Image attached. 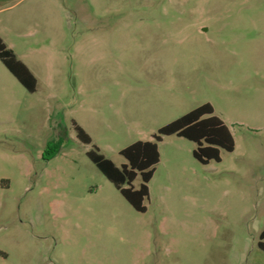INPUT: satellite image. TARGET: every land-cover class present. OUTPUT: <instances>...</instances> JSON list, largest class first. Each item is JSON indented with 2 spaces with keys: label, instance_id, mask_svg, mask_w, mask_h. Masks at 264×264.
Listing matches in <instances>:
<instances>
[{
  "label": "rangeland",
  "instance_id": "374dc122",
  "mask_svg": "<svg viewBox=\"0 0 264 264\" xmlns=\"http://www.w3.org/2000/svg\"><path fill=\"white\" fill-rule=\"evenodd\" d=\"M26 13L37 47L17 54L36 92L0 62V264H264V0H45ZM86 30L108 37L76 49ZM206 103L235 151L202 165L194 142L165 137L145 213L87 156L121 167L123 149Z\"/></svg>",
  "mask_w": 264,
  "mask_h": 264
},
{
  "label": "trees",
  "instance_id": "16d2710c",
  "mask_svg": "<svg viewBox=\"0 0 264 264\" xmlns=\"http://www.w3.org/2000/svg\"><path fill=\"white\" fill-rule=\"evenodd\" d=\"M0 61L26 90L30 93L36 92L37 77L11 49L7 48L1 37ZM73 124L78 139L84 144H91V136L76 122ZM173 135L196 144L193 156L202 165H208L213 161L221 162V150L232 153L236 147L229 127L215 115L214 107L206 103L160 128L153 135L152 141H137L123 149L120 154L126 159L127 164L121 167L102 155L98 148L87 152V156L135 211L145 213L147 211L145 201L150 197L149 183L161 160L159 144L165 137ZM139 175L142 182L140 187L136 188L134 182ZM258 246L264 251V229L260 234Z\"/></svg>",
  "mask_w": 264,
  "mask_h": 264
},
{
  "label": "crops",
  "instance_id": "0c3cea01",
  "mask_svg": "<svg viewBox=\"0 0 264 264\" xmlns=\"http://www.w3.org/2000/svg\"><path fill=\"white\" fill-rule=\"evenodd\" d=\"M44 1L45 0H0V37L7 48L11 49L16 54L17 58L24 63V59L17 54V48H21L24 45H29L31 49L35 50L37 47L35 43L28 44L27 42V39L31 36H34V34L25 31V29L28 28V21L26 20V18H24V14L28 12L30 5H32L34 9H39L40 6L44 5ZM80 36L85 39L80 41L76 39L74 41V47L76 49H78V46L80 44L102 43L104 41V38L108 37L107 35H104L103 32L92 30H86ZM157 116L158 115L156 114H152L149 115V117H151L150 119H140L136 122H130L129 125H132L133 128L138 129V127H142V125L146 123L152 124L153 122H155Z\"/></svg>",
  "mask_w": 264,
  "mask_h": 264
}]
</instances>
